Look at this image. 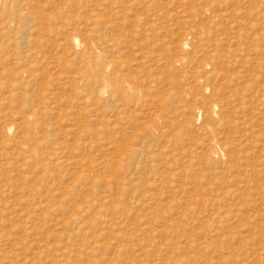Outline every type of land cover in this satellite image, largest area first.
<instances>
[{"label": "rangeland", "instance_id": "obj_1", "mask_svg": "<svg viewBox=\"0 0 264 264\" xmlns=\"http://www.w3.org/2000/svg\"><path fill=\"white\" fill-rule=\"evenodd\" d=\"M12 6L0 264H264V0Z\"/></svg>", "mask_w": 264, "mask_h": 264}, {"label": "bare ground", "instance_id": "obj_2", "mask_svg": "<svg viewBox=\"0 0 264 264\" xmlns=\"http://www.w3.org/2000/svg\"><path fill=\"white\" fill-rule=\"evenodd\" d=\"M13 2H14V0H0V22H1V26L2 25H8L9 24V17H11V18H14V20H15V22H16V24L17 23H19L20 21L19 20H21L22 19V21L20 22V24L21 23H25V22H30L28 19H26V15L25 14H22V13H15V11L13 10ZM6 18V19H5ZM56 20V19H55ZM53 23H55V21L53 22ZM18 25L17 26V30H21V25ZM78 38H74L73 40H72V44L75 46V47H79V40H77ZM185 43V42H184ZM183 43V44H184ZM67 45V44H66ZM65 45V46H66ZM94 55V54H93ZM93 60H94V58H93ZM94 62V61H93ZM95 64V63H94ZM93 64V65H94ZM102 69V68H101ZM15 70V69H14ZM85 75V74H84ZM94 76V75H93ZM84 77V76H83ZM104 78V77H103ZM101 79V86H102V88H101V90H100V94H104L106 91V87L108 88V85H109V83L111 84L112 82H113V80L112 81H109V80H107V79ZM111 80V79H110ZM93 82V81H92ZM94 83V82H93ZM113 84V83H112ZM111 90V89H110ZM124 91V90H123ZM82 92V91H81ZM123 93V92H122ZM40 114V113H39ZM41 116V115H40ZM27 126H25V128H26ZM7 132L8 133H10L11 132V128L10 127H8L7 128ZM87 136H88V134H86ZM91 136V135H90ZM89 137V136H88ZM85 139H87L86 137H85ZM89 140V138L87 139V141ZM87 143V142H86ZM88 145V144H87ZM86 145V146H87ZM214 152H218V150H216V149H214ZM61 255V254H60Z\"/></svg>", "mask_w": 264, "mask_h": 264}]
</instances>
